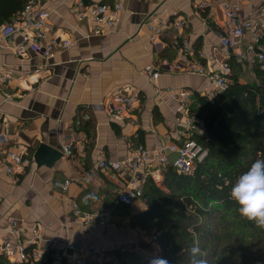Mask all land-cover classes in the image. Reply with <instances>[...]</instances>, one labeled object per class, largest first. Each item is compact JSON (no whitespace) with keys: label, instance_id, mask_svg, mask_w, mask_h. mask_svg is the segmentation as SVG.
Here are the masks:
<instances>
[{"label":"crops","instance_id":"1","mask_svg":"<svg viewBox=\"0 0 264 264\" xmlns=\"http://www.w3.org/2000/svg\"><path fill=\"white\" fill-rule=\"evenodd\" d=\"M88 1L99 4L104 0ZM106 1L112 7L121 5V10L115 27L104 35L94 33L89 12L80 18L75 4L49 0L41 6L52 12L47 22L48 39L60 36L71 39L73 45L53 46L49 56L29 50L22 57L16 53L21 37L15 35L11 47L0 50V74L6 77L0 86V133L10 137L11 151L25 152L29 159L22 173L11 175L0 154V248L5 235L28 237L35 228L40 239L29 252L36 260L48 256V242L53 239L103 246L108 251L114 242H137L140 235L122 232L115 219L119 214L113 212L122 204L119 193L132 179L130 173L105 171L97 162L102 157L118 160L135 156L136 147L143 145L150 157L140 172L165 189L163 170H158L155 157L157 149L168 142H181L182 111L173 95L188 90L190 102H194L197 92L202 94L212 86L208 78L198 75L162 69L157 80H150L144 71L175 59L181 40L190 43L193 58L208 69H218L225 59L220 39L224 18L216 5L201 9L200 0ZM234 1L247 18L257 16L264 6V0ZM152 14L162 21L179 20L182 26L169 27L152 41L148 23ZM248 42L249 36L244 51ZM120 89L141 93L140 103L132 111L134 123L107 114L106 104ZM52 98L55 107L50 106ZM83 115L89 116L91 127L81 124L89 119ZM41 143L63 152L53 167L36 164L34 154ZM66 149L72 153L66 154ZM175 157L170 155L172 160ZM66 181L69 187L64 192L56 184ZM89 194L97 199L85 203ZM72 203L83 212L103 213L116 227L86 226L75 215ZM130 208L133 213L143 212L144 198Z\"/></svg>","mask_w":264,"mask_h":264},{"label":"trees","instance_id":"2","mask_svg":"<svg viewBox=\"0 0 264 264\" xmlns=\"http://www.w3.org/2000/svg\"><path fill=\"white\" fill-rule=\"evenodd\" d=\"M26 2L0 0V24L14 20ZM260 44L264 45V38ZM228 61L232 72L226 90L213 100L197 92L190 107V114L203 122L195 138L207 156L197 164L193 175L178 173L171 159L163 168L165 189L147 177L143 186L146 209L131 211L129 217L131 228L157 238L160 255L168 258L170 264H191L189 250L193 245L205 253L196 258L205 259L207 264L264 261V230L242 218L238 205L230 198L237 177L256 159H264V60L239 63L230 57ZM249 62L250 78L243 79ZM90 120H82L81 124L91 127ZM238 120L244 125H237ZM118 206L130 208L125 204ZM108 255L117 258V264H145L134 252L114 249ZM0 264L69 263H57L49 256L11 262L0 254Z\"/></svg>","mask_w":264,"mask_h":264},{"label":"built area","instance_id":"3","mask_svg":"<svg viewBox=\"0 0 264 264\" xmlns=\"http://www.w3.org/2000/svg\"><path fill=\"white\" fill-rule=\"evenodd\" d=\"M49 0H27L24 9L17 17L10 21L0 24V50L11 47L12 38L20 35L21 43L16 46V53L19 56H26L28 51H34L46 56L50 55L53 46L70 48L73 45L71 39H62L60 36L48 39L47 22L52 12L43 9L41 6ZM59 4L71 2L80 9L79 17L82 18L89 12L93 24V31L97 35H104L110 32L118 20V12L121 5L111 6L107 3H87L86 0H56ZM219 7L223 12V30L220 34L221 43L225 49V59L218 69H208L199 60L193 58L194 52L187 40H182L177 47V56L169 62H164L159 66H148L144 73L150 80H157L161 75V70L168 73L183 72L190 75H198L208 78L211 88L205 89L203 95L210 99H217L227 88L228 76L232 69L228 61L230 57L243 63L246 60L253 62L255 59L264 60V45L260 44L264 38V6L260 13L251 18L243 15L242 8L234 0H200V8L207 9L211 6ZM151 30L152 41L158 40L163 32L169 27L180 28L181 21L173 22L162 21L157 14L148 17ZM249 36L247 49L243 50L246 37ZM36 73L39 69L34 70ZM29 75V73H28ZM6 77L0 74V86H3ZM190 92L179 90L174 93V99L180 103L182 116L180 117L181 142H168L165 146L157 149L156 161L159 164V171L171 161L170 155H176L173 159V167L180 174L193 175L196 166L207 156V151L196 140L195 135L201 131L203 122L190 114ZM141 93L139 91H128L120 89L114 94L106 104V111L110 118L124 122L131 120L132 111L139 105ZM89 118L87 115H83ZM80 121H77L79 125ZM170 139V138H169ZM10 137L0 133V154L7 161L6 172L8 174H20L29 164V159L25 152L11 151L8 148ZM71 149H66V154L70 155ZM150 152L143 145L136 147L135 156L125 159H110L102 157L98 160V168L109 172L127 171L132 178L119 193V201L130 207L144 198L142 183L147 177L140 172V168L148 161ZM57 186L65 192L68 190L69 182L57 183ZM71 207L76 216L82 219L86 226L98 224L105 226L110 224L116 227V223L109 222L103 213L83 212L76 203ZM40 239V231L35 228L28 237H20L14 233H9L3 237L0 254H4L12 261H28L32 254L28 252ZM153 246L157 244L154 236L150 241ZM159 246V245H158ZM160 249V247H159ZM159 254H161V249ZM108 250L103 246H91L87 243H74L67 239H53L48 242V256L59 263L66 260L69 264H106Z\"/></svg>","mask_w":264,"mask_h":264},{"label":"clouds","instance_id":"4","mask_svg":"<svg viewBox=\"0 0 264 264\" xmlns=\"http://www.w3.org/2000/svg\"><path fill=\"white\" fill-rule=\"evenodd\" d=\"M50 106L55 107V98L50 100ZM230 198L238 205L237 210L242 218L264 230V159H256L237 177L231 187ZM90 199L95 200L97 197L89 194L84 197V202ZM159 252V246L154 245L153 252L145 253V264H170L168 258ZM189 252L193 257L191 264H207L205 259L196 258L205 255L198 245H193Z\"/></svg>","mask_w":264,"mask_h":264},{"label":"rangeland","instance_id":"5","mask_svg":"<svg viewBox=\"0 0 264 264\" xmlns=\"http://www.w3.org/2000/svg\"><path fill=\"white\" fill-rule=\"evenodd\" d=\"M250 62H249V66L246 68L247 72H246V77L247 79L250 78V73H248V70L250 69ZM192 103H194L192 101ZM237 125H244V122L241 120V122H239V120L236 122ZM124 208V209H123ZM115 207L113 209V212L114 213H118L119 216H116L115 219L118 221V227H120L119 229L122 230V232L124 231L125 233H137L138 236L136 240L137 242H134V244H130L128 241H126L127 243H122L121 245H117V243H113L114 246L112 248L109 247V251H112L114 249H119L121 251H124V252H134L136 255H138L139 257L143 258L144 261H145V253H151L153 252V247H152V244H151V240L153 238V236H150L148 233H145L143 232V234H139V231L140 229H133L130 227V224H129V217L132 215V212H131V208H125V207ZM110 207L107 208V210L105 211V213H110ZM128 236V235H127ZM137 236V235H136ZM147 239V240H146ZM131 245H133V247H131ZM138 245V246H137ZM140 245V246H139ZM133 248V249H132ZM152 249V250H151ZM9 259V258H8ZM10 260V259H9ZM11 262H16V261H12L10 260ZM118 260L117 258L111 256V255H107V262L106 264H117ZM255 264H264V261H260L258 263H255Z\"/></svg>","mask_w":264,"mask_h":264},{"label":"water","instance_id":"6","mask_svg":"<svg viewBox=\"0 0 264 264\" xmlns=\"http://www.w3.org/2000/svg\"><path fill=\"white\" fill-rule=\"evenodd\" d=\"M63 156V152L46 144L41 143L37 148L34 159L38 166L53 167L54 164ZM146 197V195H145Z\"/></svg>","mask_w":264,"mask_h":264}]
</instances>
